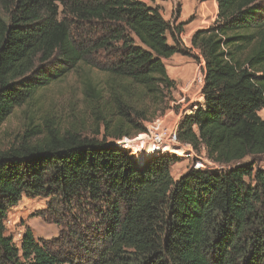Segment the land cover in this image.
Returning <instances> with one entry per match:
<instances>
[{
	"label": "trees",
	"instance_id": "trees-1",
	"mask_svg": "<svg viewBox=\"0 0 264 264\" xmlns=\"http://www.w3.org/2000/svg\"><path fill=\"white\" fill-rule=\"evenodd\" d=\"M214 1L213 25L190 39L203 103L176 134L225 169L175 180L176 156L137 163L114 142L173 108L164 61L181 52V29L139 0H0V126L29 108L14 143L0 146V264H264V170L233 166L264 156V0ZM81 65L105 76L102 87L82 84L94 135L45 115L35 123L37 91ZM23 196L51 198L56 239L26 228L17 247L5 234Z\"/></svg>",
	"mask_w": 264,
	"mask_h": 264
},
{
	"label": "rangeland",
	"instance_id": "rangeland-1",
	"mask_svg": "<svg viewBox=\"0 0 264 264\" xmlns=\"http://www.w3.org/2000/svg\"><path fill=\"white\" fill-rule=\"evenodd\" d=\"M148 3L159 6L162 17L169 22L175 35L177 29L182 31L176 36L181 52L164 61L169 78L176 84L175 102L171 104L173 108L166 113L167 120L172 125L177 121L179 123L184 115L190 114L196 104L203 103L201 90L204 63L198 51L191 48L190 39L197 30L207 29L213 25L217 8L213 0H148ZM167 42L171 46L174 45L170 36L167 37ZM86 78L102 87L105 76L81 65L76 73H69L64 79L38 90L29 105L35 115V123L38 121V116L45 115L54 122L59 121L63 126L68 123L81 125L84 135H94L95 124L87 112H84L82 84ZM27 109L29 108L26 106L16 108L0 126L1 148L14 143L22 132L24 112ZM257 114L264 120V108ZM195 155L212 162L202 151L196 152ZM178 157L180 160L171 168V175L175 180L190 170L191 166V158ZM237 164H251L254 169L264 170V156L247 157L233 166ZM50 202V197L23 196L17 204L8 208L5 234L11 237L15 246L19 247L26 228L32 231L37 241H52L58 237L61 227L53 223L52 216L44 217ZM58 219L60 220L59 217Z\"/></svg>",
	"mask_w": 264,
	"mask_h": 264
},
{
	"label": "built area",
	"instance_id": "built-area-1",
	"mask_svg": "<svg viewBox=\"0 0 264 264\" xmlns=\"http://www.w3.org/2000/svg\"><path fill=\"white\" fill-rule=\"evenodd\" d=\"M166 113L146 123L143 133L131 138H122L114 142L115 145L126 151L137 163L150 157L173 155L177 158L178 156L191 158L190 169L224 170V166L215 162L210 163L196 156L191 145L179 143L176 134L178 121L170 125ZM201 151L204 153L203 149Z\"/></svg>",
	"mask_w": 264,
	"mask_h": 264
},
{
	"label": "crops",
	"instance_id": "crops-1",
	"mask_svg": "<svg viewBox=\"0 0 264 264\" xmlns=\"http://www.w3.org/2000/svg\"><path fill=\"white\" fill-rule=\"evenodd\" d=\"M139 1H142V2H144V3H146V4H148V5H150L149 3H148V0H139ZM214 1V0H213ZM215 2V1H214ZM216 4V3H215ZM150 6H157V7H159L158 5H150ZM217 8V7H216Z\"/></svg>",
	"mask_w": 264,
	"mask_h": 264
},
{
	"label": "bare ground",
	"instance_id": "bare-ground-1",
	"mask_svg": "<svg viewBox=\"0 0 264 264\" xmlns=\"http://www.w3.org/2000/svg\"><path fill=\"white\" fill-rule=\"evenodd\" d=\"M177 153H179V152H177Z\"/></svg>",
	"mask_w": 264,
	"mask_h": 264
},
{
	"label": "water",
	"instance_id": "water-1",
	"mask_svg": "<svg viewBox=\"0 0 264 264\" xmlns=\"http://www.w3.org/2000/svg\"><path fill=\"white\" fill-rule=\"evenodd\" d=\"M115 144V143H114Z\"/></svg>",
	"mask_w": 264,
	"mask_h": 264
}]
</instances>
